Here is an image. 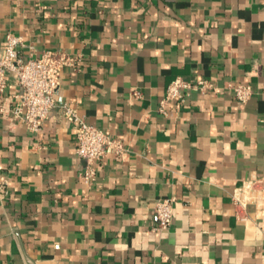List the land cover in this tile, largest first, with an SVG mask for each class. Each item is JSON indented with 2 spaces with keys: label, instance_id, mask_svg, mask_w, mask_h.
Listing matches in <instances>:
<instances>
[{
  "label": "crops",
  "instance_id": "1",
  "mask_svg": "<svg viewBox=\"0 0 264 264\" xmlns=\"http://www.w3.org/2000/svg\"><path fill=\"white\" fill-rule=\"evenodd\" d=\"M78 58L56 95L124 144L87 182L60 108L38 134L0 111V264H264V211L233 194L264 181V0H0V51ZM178 78L208 81L159 112ZM249 85L238 102L228 86ZM136 93L139 97H136ZM174 198L169 230L156 202Z\"/></svg>",
  "mask_w": 264,
  "mask_h": 264
},
{
  "label": "built area",
  "instance_id": "2",
  "mask_svg": "<svg viewBox=\"0 0 264 264\" xmlns=\"http://www.w3.org/2000/svg\"><path fill=\"white\" fill-rule=\"evenodd\" d=\"M23 46L22 38L10 34L0 51V111H5L1 95L7 87L9 76H13L20 88V93L16 96L17 103L13 108V116L30 133H40L50 113L60 108L64 117L74 125L76 154L87 163L83 173L84 179L87 182L93 181L96 176V166L109 155L122 156L125 152L124 144L120 140H113L99 127L87 123L70 104L65 103L61 106L57 104L56 95L61 78L67 69L76 67L77 57L61 51H46L40 57L31 55L25 61L20 53ZM208 90L218 92V89L208 81L192 83L178 78L169 86L160 104L159 112L167 115L170 105L176 102L183 104L191 92ZM228 90L232 91L236 100L242 104H246L253 94L249 85H230ZM136 97H139L138 93ZM175 203L174 198L160 199L156 202L155 214L158 224L155 230L170 229ZM233 203L238 214L248 205L256 206L259 212L264 211V181L253 179L245 182L233 194Z\"/></svg>",
  "mask_w": 264,
  "mask_h": 264
}]
</instances>
